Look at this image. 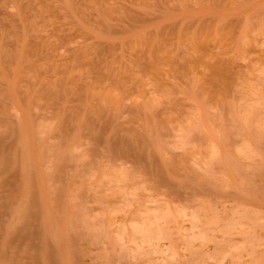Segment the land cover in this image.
<instances>
[{
  "label": "rangeland",
  "instance_id": "374dc122",
  "mask_svg": "<svg viewBox=\"0 0 264 264\" xmlns=\"http://www.w3.org/2000/svg\"><path fill=\"white\" fill-rule=\"evenodd\" d=\"M0 264H264V0H0Z\"/></svg>",
  "mask_w": 264,
  "mask_h": 264
}]
</instances>
